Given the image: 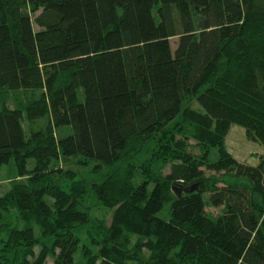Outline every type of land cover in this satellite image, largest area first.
Returning <instances> with one entry per match:
<instances>
[{"label": "trees", "instance_id": "trees-1", "mask_svg": "<svg viewBox=\"0 0 264 264\" xmlns=\"http://www.w3.org/2000/svg\"><path fill=\"white\" fill-rule=\"evenodd\" d=\"M22 89L43 90L29 109V138L24 110L7 106ZM188 95L202 111L184 110ZM182 114L202 153L189 135L174 136L161 145L168 175L137 165L132 151ZM233 123L264 144V0H0V168L13 162L27 177L0 197V264L36 243L34 225L52 242L21 264H76L73 227L88 212L45 180L77 160L129 165L91 184L97 201L118 210L110 247L88 252L85 264H264V154L257 165L238 162L225 144ZM193 185L180 197L174 190ZM166 204L169 219L160 216ZM207 204L223 214L213 219ZM8 209L23 229L4 220Z\"/></svg>", "mask_w": 264, "mask_h": 264}, {"label": "rangeland", "instance_id": "rangeland-1", "mask_svg": "<svg viewBox=\"0 0 264 264\" xmlns=\"http://www.w3.org/2000/svg\"><path fill=\"white\" fill-rule=\"evenodd\" d=\"M176 42L177 38H173L172 44L174 48ZM42 92L43 90L41 89L28 91L22 89V91L11 92L9 94L7 106L10 108L20 107L24 110L23 127L27 138L30 136L29 109H34L35 100L40 99ZM188 108L202 111L195 95H188L186 97L184 101V110ZM39 121L43 128L49 127L50 114H48V107L46 105L43 113L39 116ZM192 129L193 125L184 119L183 114L180 115L161 134L145 144H139V152L132 151L133 156H136L135 153L137 154V165L140 163L150 165L156 171L168 175L170 172V162L161 145L167 143V140L174 136L177 138H184L186 135H189L188 140L192 145L193 152L201 154V149H204L205 146L199 144L194 139L192 136ZM67 132V130L57 129L54 131V134L56 137H60ZM225 144L227 149L240 163L257 165L260 161V156L264 154V144L250 140L246 135V128L243 124L233 123L231 125L225 138ZM209 158L210 160L218 159V151L216 148L211 149ZM33 165L34 160L30 159L28 166L32 167ZM128 166L127 162L116 165H106L98 161L84 162L82 160H77L70 164L60 165L58 170H54L46 178L45 183L51 191L53 189L56 191L62 189L64 193H71L78 201V206L84 208L88 212V221L85 224H76L73 227L81 240L80 248L75 256L76 264H85L86 254L88 252L97 253L100 252L103 247H110V231L118 210V207L111 209L97 201L91 192V184L93 185L95 181L104 179L111 172L126 170ZM26 179L27 177H20L18 175L13 162L2 166L0 168V197L8 192L14 186L15 182H21ZM139 181H141V178L138 176L135 178V182L139 183ZM218 185L222 186L220 183ZM209 195L210 193H206L204 198L208 200ZM56 199L54 194L49 193L46 195V200L51 204L56 203ZM223 207V205L213 206L212 204H207L206 211L213 219H217L223 214ZM3 214L4 220L9 222L13 227L17 229H23L25 227L26 221L24 217L16 210L8 209L5 210ZM160 216L164 219H169L170 204L165 205ZM34 229L36 243H28L25 246L23 245L16 248L12 253L14 264H21L22 260L26 261L27 259L29 262H32L34 260V255H32V253L36 255L44 243L51 244L52 238L43 236L39 226L34 225ZM3 237L7 239L5 235ZM119 241L124 244L122 240ZM137 242L138 236H132L131 244L128 245V252L126 255L133 256L135 254ZM143 251L145 255L148 254L146 249ZM52 263L53 257L50 256L47 260V264ZM125 264L143 263L130 258L125 260ZM225 264L230 263L226 262Z\"/></svg>", "mask_w": 264, "mask_h": 264}, {"label": "water", "instance_id": "water-1", "mask_svg": "<svg viewBox=\"0 0 264 264\" xmlns=\"http://www.w3.org/2000/svg\"><path fill=\"white\" fill-rule=\"evenodd\" d=\"M177 186H175L174 190L177 193V195L180 197L183 193V191H193L196 189V185H193L190 189H182V188H176Z\"/></svg>", "mask_w": 264, "mask_h": 264}]
</instances>
